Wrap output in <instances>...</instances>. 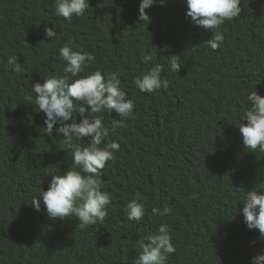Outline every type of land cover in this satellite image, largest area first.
Wrapping results in <instances>:
<instances>
[{
    "label": "trees",
    "instance_id": "1",
    "mask_svg": "<svg viewBox=\"0 0 264 264\" xmlns=\"http://www.w3.org/2000/svg\"><path fill=\"white\" fill-rule=\"evenodd\" d=\"M53 1L0 0V264H134L161 224L176 248L167 264H252L264 239L247 227L242 208L247 191L264 193V153L244 148L239 125L247 122L241 114L249 92L264 96V0H241L240 16L221 26L216 51L206 41L213 33L186 17V0L153 4L149 22L139 19V0H92L71 22L74 49L96 57L80 75L119 73L135 116L112 129L115 110L89 115L110 129L104 143L118 142L120 150L100 177L112 196L108 217L83 230L75 217L50 219L39 197L51 175L75 167L59 124L47 136L31 90L36 80L64 75L58 50L68 41L44 33ZM150 53L154 62L144 63ZM12 55L21 73L6 67ZM173 55L178 73L169 71ZM154 63L163 65L168 88L141 93L134 79ZM137 196L146 208L139 222L124 210ZM165 204L170 215L152 214Z\"/></svg>",
    "mask_w": 264,
    "mask_h": 264
},
{
    "label": "clouds",
    "instance_id": "2",
    "mask_svg": "<svg viewBox=\"0 0 264 264\" xmlns=\"http://www.w3.org/2000/svg\"><path fill=\"white\" fill-rule=\"evenodd\" d=\"M164 0H139V19L150 21L146 10ZM122 2V0H120ZM241 0H186V17L196 26L213 33L207 41V46L216 51L224 40L221 26L241 14ZM92 0H54L53 15L45 22V36L51 40L58 34L64 35L68 43L59 48V58L65 62L64 75L43 77L44 82L38 80L32 85L35 93V106L45 113L44 123L47 136L53 135L54 125L57 135L66 140V147L72 149V163L75 166L66 170L62 175H51L49 187L43 191L42 197L45 210L52 220H64L75 217L78 227L83 230L90 225L104 224L112 201L108 191L102 190L100 179L108 161L115 160V153L120 150L118 142L104 143L109 136L110 129L105 127L101 118L90 119V114L113 110L120 119L113 120L112 129L123 127L124 119H134V101L128 98V93L121 86V77L117 72L102 73L97 70L86 73L90 63L95 62V55L74 46L72 21L83 17ZM179 56H171L168 61L169 71L178 73L181 68ZM144 63L154 62V54L142 56ZM11 71L21 73L23 68L17 56L7 59ZM5 60V61H6ZM163 65L154 66L134 79V84L141 93L154 94L157 90L168 88V80L162 78ZM29 101L32 97L27 98ZM249 107L241 114V120L246 123L239 125L243 146L251 152L264 153V96L252 90L247 95ZM79 114V121L75 119ZM72 122L66 123L69 120ZM89 138V143L82 146L74 141ZM101 145H103L101 147ZM39 197H33L31 204L40 210ZM125 212L130 221L139 222L146 213L144 202L137 196L127 202ZM154 216L170 215L172 209L165 204L162 208L154 206ZM245 223L249 229L259 230L260 238L264 239V193L258 190L246 192L242 208ZM147 243L134 264H167L168 257L175 253L176 248L166 224H161L155 234L147 236ZM255 243V241H253ZM252 264H264V254L252 257Z\"/></svg>",
    "mask_w": 264,
    "mask_h": 264
}]
</instances>
